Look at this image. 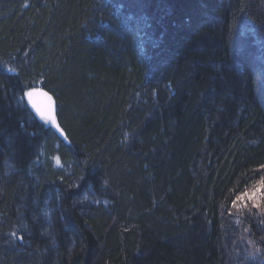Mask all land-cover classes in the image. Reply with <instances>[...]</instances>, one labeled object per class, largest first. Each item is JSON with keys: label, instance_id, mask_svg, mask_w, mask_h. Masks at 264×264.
Instances as JSON below:
<instances>
[{"label": "trees", "instance_id": "obj_1", "mask_svg": "<svg viewBox=\"0 0 264 264\" xmlns=\"http://www.w3.org/2000/svg\"><path fill=\"white\" fill-rule=\"evenodd\" d=\"M262 181L264 0H0V264H264Z\"/></svg>", "mask_w": 264, "mask_h": 264}, {"label": "snow or ice", "instance_id": "obj_2", "mask_svg": "<svg viewBox=\"0 0 264 264\" xmlns=\"http://www.w3.org/2000/svg\"><path fill=\"white\" fill-rule=\"evenodd\" d=\"M35 89L32 91H28L26 93L27 97L31 99L33 95L35 94ZM42 96L46 98L47 103L43 107L37 106L35 103H33V107L36 108L38 112L43 116L44 119L50 121L53 124H56V117L54 115V104L52 101V97L48 95L47 92L41 93ZM259 194H264V181L261 182V184L253 189L251 192L245 191L239 196H237V201H243L245 199L249 200H255L257 195ZM236 202H233V206H235ZM255 206H259L258 204Z\"/></svg>", "mask_w": 264, "mask_h": 264}, {"label": "water", "instance_id": "obj_3", "mask_svg": "<svg viewBox=\"0 0 264 264\" xmlns=\"http://www.w3.org/2000/svg\"><path fill=\"white\" fill-rule=\"evenodd\" d=\"M33 89H35L36 91H35V94L33 95V97H31V99H29V98L27 97L26 94H25V97H24V99H25V101H26V104L29 106L30 110H31L34 114L38 115L40 118L44 119L43 116L40 114V112H38V111L36 110V108L33 107V103H35V104H36L37 106H39V107H43V106L47 103V101H46V98H45L44 96L41 95V93H43V92H47L48 95L52 97V101H53V104H54V115H55V117H56L57 105H56V100H55V98L53 97V95H52L49 91H47L46 89H44V88H42V87H39V88H32V89H30L29 91H32ZM27 92H28V91H27ZM27 92H26V93H27ZM51 124L54 126L55 130H56L58 133H60L62 136H64V133L62 132L60 126H59L58 123H57V119H56V124H53V123H51Z\"/></svg>", "mask_w": 264, "mask_h": 264}]
</instances>
